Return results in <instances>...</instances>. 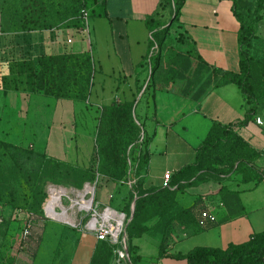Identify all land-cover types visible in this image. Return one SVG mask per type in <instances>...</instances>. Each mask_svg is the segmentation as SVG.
Segmentation results:
<instances>
[{
  "label": "rangeland",
  "instance_id": "374dc122",
  "mask_svg": "<svg viewBox=\"0 0 264 264\" xmlns=\"http://www.w3.org/2000/svg\"><path fill=\"white\" fill-rule=\"evenodd\" d=\"M236 1L237 11L248 22L264 26V0ZM92 3L0 0V42L7 34L48 28H69L86 35L82 10L86 5L92 15ZM103 3L101 0V10H105ZM193 3L191 0L189 5ZM174 11L175 6L169 4L164 14L166 23L151 34L149 55L144 62L146 74L140 85H129L119 95L115 90L107 92L101 87V77L96 75L95 63L86 82L85 56L75 53L77 56L56 61L55 69L63 67L65 71L61 86L67 94L78 96L85 87V98L55 96L53 91L58 89L59 81L51 84L47 77L43 90L31 99L35 107H30L27 114L34 112L35 118L29 116L25 123L26 129L31 127L39 134L38 138L26 146L0 139V264H75L82 245H90L85 264H131L128 229L137 202L147 196H153L154 201L142 212L132 231L147 227L151 221L174 230L195 221L192 211L177 206L175 190L159 189L147 194L143 188L149 144L144 123L155 112L157 96L169 93L197 100L214 84L227 79L221 70L186 53L187 38L174 22V14L171 18L170 12ZM64 100L81 102L75 106V118L67 119L70 111L61 104ZM128 103H132L131 109L127 108ZM137 106L140 109L136 113ZM49 133L53 136L51 141L47 138ZM246 142L225 135L213 145H205L196 167L213 169L228 188L264 177V153L252 154ZM203 180L206 177L199 182ZM85 191V199L91 198L92 206L99 211L111 207L115 213L126 214L119 242L92 240L88 224L93 210L79 208L77 203ZM64 208L74 222L63 216ZM29 217L32 232L25 238L23 231ZM187 233L189 230L181 234Z\"/></svg>",
  "mask_w": 264,
  "mask_h": 264
},
{
  "label": "crops",
  "instance_id": "0c3cea01",
  "mask_svg": "<svg viewBox=\"0 0 264 264\" xmlns=\"http://www.w3.org/2000/svg\"><path fill=\"white\" fill-rule=\"evenodd\" d=\"M190 1L186 0L178 21L187 38L185 51L194 50L208 64L225 72L240 73L241 25L234 15L233 1L194 0L189 5ZM92 2L86 35L69 28H48L1 39L0 59L14 56L26 62L29 82L19 90L7 88L0 74V139L26 146L39 136L31 127L26 129L25 123L29 116L35 118L34 112L27 114L30 107H35L31 99L38 94L32 89L30 67L37 69L41 55L89 52L96 75L101 77V87L107 92L115 90L119 95L127 86L142 83L152 34L147 20L164 12L160 0H103L105 10H101V0ZM261 26L258 23L249 48L254 63L255 94L249 97L237 83L224 81L197 100L169 93L157 96L155 112L144 123L149 144L143 188L147 192L162 189L165 173L172 172L173 183L181 185L177 206L191 210L195 221L178 230L164 228L158 221L148 222L146 230L132 238L135 261L130 259L131 264H188L176 255L187 254L196 247L226 249L232 244H245L264 232V177L228 188L216 180H185L180 172L196 162L198 148L216 123L233 125V130L253 149L264 153V26ZM80 103L61 101L70 111L67 119L75 118L74 109ZM139 109L137 106L135 112ZM57 115L55 111V124ZM47 138L53 139L51 133ZM3 210L8 212L7 208ZM204 210L215 214L217 220L200 225ZM184 230L189 233L182 235ZM174 235L176 239H172ZM92 240L101 243L94 233ZM79 251L75 264H85L90 245H82Z\"/></svg>",
  "mask_w": 264,
  "mask_h": 264
},
{
  "label": "trees",
  "instance_id": "16d2710c",
  "mask_svg": "<svg viewBox=\"0 0 264 264\" xmlns=\"http://www.w3.org/2000/svg\"><path fill=\"white\" fill-rule=\"evenodd\" d=\"M233 1V12L237 20L239 21L241 27L239 31V45H240V73H233V72H225L220 68L222 76L227 77V82H235L239 85V87L242 88L243 92L245 94H249V97L255 94L254 92V84H253V73H254V63L253 58L249 54V48L252 45V40L256 35L257 31V25L258 23H250L242 14H240L236 9V0ZM186 0H160L161 8L164 9V12L157 13V16H153L150 19L147 20V25L149 29L151 30L152 34L155 30L159 29L164 25V14L165 10L167 9L168 5H174L175 11L170 12L171 18L174 14L175 21L178 24L179 17L181 15L182 8L185 4ZM85 4V3H84ZM86 8V5H85ZM170 18V19H171ZM179 26V25H178ZM28 32V31H26ZM24 33L22 32H15L13 34H7L4 35V39H8V37H12L18 34ZM7 41V40H6ZM5 41V42H6ZM6 45L7 42H6ZM85 56V68H86V82L88 77L92 74L93 66V58L89 52H82ZM187 54H194L197 56V58L206 66H211L208 64L198 53H195L194 50H188L186 51ZM149 55V53H148ZM147 55V56H148ZM77 56L75 53H63V54H52V55H41L38 58L37 61V69H34L33 66L30 67L31 70V84L33 85L34 92H41L43 90V81L49 77L51 80V84H55L56 81H59L58 89L53 91L55 93V96L60 98H67V99H77V100H83L86 96L87 88H82V93H79L78 96L72 94H67V91L63 86L62 78L65 73L63 67L61 69H58L56 67V61H59L64 58L74 57ZM11 59H0V74H1V80L2 83H4V87L11 88V89H17L19 90L21 88V85L27 84L29 82L27 78V71L25 69V63L20 62V59L18 57L11 56ZM27 60V58L25 59ZM24 60V61H25ZM95 65V64H94ZM66 68V66H64ZM214 70H216V67H213ZM153 70V69H152ZM55 72L57 75H55ZM223 81V82H224ZM218 84H214L213 86H217ZM53 89H50L48 91H52ZM63 92V94H62ZM207 92V91H206ZM204 92V93H206ZM203 93V94H204ZM202 94V95H203ZM127 108H132V103H128ZM130 111V110H129ZM115 114V112H114ZM225 135H232V137H239L242 138L236 131L233 130V125H221L219 123H216L209 133V136L207 139L203 142V145H200L197 151V160L196 162L191 165L185 167L183 170H181V175L185 178V180H193L192 182H198L200 178L206 177V180L203 181H209V180H216L220 181L221 179L218 176H215V171L213 169H202L200 166L197 168L196 165H200V161L202 160V150L204 149L205 145H208L209 143L213 145L212 143L215 140H221L223 136ZM243 139V138H242ZM248 151L252 154H260L259 151H256L253 149L248 142H246ZM147 163V160H146ZM197 165V166H198ZM198 173L199 175L196 176ZM180 174V173H179ZM263 177H259L258 180L262 179ZM254 180V179H253ZM191 182V183H192ZM175 184L178 185L176 192L181 189L180 183L178 184L175 182ZM150 192H147L149 194ZM154 201V197H146L141 198L137 202L136 205V211L135 215L133 217V221L131 222L129 226L128 231V242L129 247L132 249V238L135 235L142 234L146 227L144 226L138 231H132V228H134L139 221L140 215L144 210H146ZM186 210V209H185ZM191 211V210H190ZM102 242V241H101ZM131 249L129 250L130 259L131 262L134 263L135 257L132 254ZM131 251V252H130ZM179 259H186L188 264H264V232L256 234L253 236V238L241 245H235L232 244L226 249L221 248H213V247H196L193 250H191L187 254H179L176 255Z\"/></svg>",
  "mask_w": 264,
  "mask_h": 264
},
{
  "label": "built area",
  "instance_id": "2783aa9c",
  "mask_svg": "<svg viewBox=\"0 0 264 264\" xmlns=\"http://www.w3.org/2000/svg\"><path fill=\"white\" fill-rule=\"evenodd\" d=\"M82 18L86 25V32L88 31L89 26V12L86 8L82 10ZM152 55V54H151ZM261 121L258 119V123ZM172 172H166L164 175V181L162 184V189L166 190H176L178 185L173 183L172 181ZM93 210L92 213V219L89 222L88 229L92 231L98 241H112V242H119L120 235L123 232L124 226H125V218L126 214L122 213L124 215L123 222L120 225V229L118 230L116 225L117 222L115 219L108 217L107 212H114V210L111 207H107L104 211H99L97 207L91 208ZM216 215L213 214L209 210H204L201 213V219L200 224L202 226H206L208 222H214L216 221ZM2 221V218L0 219ZM27 223L24 227L23 235L25 238L29 237L32 232V218L29 217V219L26 220ZM122 256H124V253H121Z\"/></svg>",
  "mask_w": 264,
  "mask_h": 264
},
{
  "label": "bare ground",
  "instance_id": "6f19581e",
  "mask_svg": "<svg viewBox=\"0 0 264 264\" xmlns=\"http://www.w3.org/2000/svg\"><path fill=\"white\" fill-rule=\"evenodd\" d=\"M53 192H55L56 194H58L55 190H53ZM85 193H86V191L84 193L80 194V198L77 200V203L80 204V207L79 208H84L86 210H89V209L92 208V199L91 198L90 199H85V197H84L85 196ZM62 214H63V216L66 219H68L71 222H74V220L67 215V210L65 208L62 209ZM107 216L108 217H111V218H113V219L116 220V222H117L116 227L119 230L120 229V225L123 222L124 215L122 213H115V212H111L110 213V212H107Z\"/></svg>",
  "mask_w": 264,
  "mask_h": 264
},
{
  "label": "water",
  "instance_id": "95a60500",
  "mask_svg": "<svg viewBox=\"0 0 264 264\" xmlns=\"http://www.w3.org/2000/svg\"><path fill=\"white\" fill-rule=\"evenodd\" d=\"M173 18H174V16H173ZM172 22V21H171ZM59 218V217H58ZM59 219H62V218H59Z\"/></svg>",
  "mask_w": 264,
  "mask_h": 264
}]
</instances>
